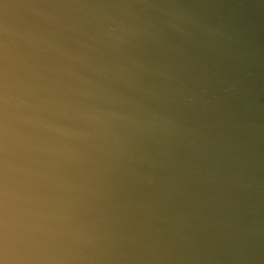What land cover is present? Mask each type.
Masks as SVG:
<instances>
[{"label": "clouds", "instance_id": "clouds-1", "mask_svg": "<svg viewBox=\"0 0 264 264\" xmlns=\"http://www.w3.org/2000/svg\"><path fill=\"white\" fill-rule=\"evenodd\" d=\"M0 264H264V0H0Z\"/></svg>", "mask_w": 264, "mask_h": 264}]
</instances>
